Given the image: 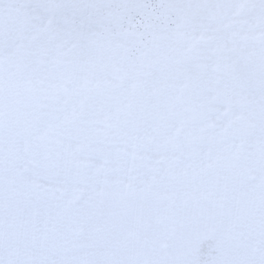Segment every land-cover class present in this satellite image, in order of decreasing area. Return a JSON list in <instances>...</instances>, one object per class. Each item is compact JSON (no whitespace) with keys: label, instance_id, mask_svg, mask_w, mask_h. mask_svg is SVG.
Masks as SVG:
<instances>
[{"label":"snow or ice","instance_id":"6c2138e0","mask_svg":"<svg viewBox=\"0 0 264 264\" xmlns=\"http://www.w3.org/2000/svg\"><path fill=\"white\" fill-rule=\"evenodd\" d=\"M177 13L250 38L186 84ZM0 264H264V0H0Z\"/></svg>","mask_w":264,"mask_h":264},{"label":"rangeland","instance_id":"374dc122","mask_svg":"<svg viewBox=\"0 0 264 264\" xmlns=\"http://www.w3.org/2000/svg\"><path fill=\"white\" fill-rule=\"evenodd\" d=\"M176 15L177 23L171 29L168 28L167 24L163 25L160 36L163 39H171L178 53H180L175 57L172 71L183 76L186 84L193 80L206 79L209 75V68H211V75L218 78L220 69L229 61L231 51L237 47L236 40L239 39L243 47L250 38V34L247 32L243 34L233 32L226 37L223 25L220 19L217 18L220 14H216L215 17H210V26L200 31L195 40H192V28L200 24L201 21L196 18L194 13H177ZM233 15L238 16L239 10ZM258 35H252L251 39H256ZM208 41H214L210 51L192 53L191 49L196 48L198 45H204ZM158 56L161 58L166 57L167 52L161 51ZM32 59L31 54H26L24 57L26 62H30ZM9 71L16 74L19 69L14 63ZM16 193L17 189L13 186L9 200V207L12 209L16 206ZM13 219L15 218L13 217ZM226 242V237H220L216 251L210 253V257L223 254Z\"/></svg>","mask_w":264,"mask_h":264}]
</instances>
